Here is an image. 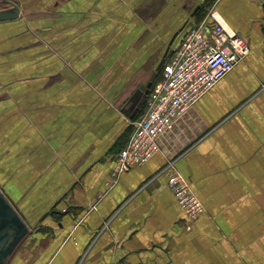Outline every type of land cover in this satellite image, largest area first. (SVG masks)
Here are the masks:
<instances>
[{
	"label": "crops",
	"instance_id": "1",
	"mask_svg": "<svg viewBox=\"0 0 264 264\" xmlns=\"http://www.w3.org/2000/svg\"><path fill=\"white\" fill-rule=\"evenodd\" d=\"M212 1L250 54L112 185L144 85L209 0H67L81 16L48 22L54 0H0V264H264V1Z\"/></svg>",
	"mask_w": 264,
	"mask_h": 264
},
{
	"label": "built area",
	"instance_id": "2",
	"mask_svg": "<svg viewBox=\"0 0 264 264\" xmlns=\"http://www.w3.org/2000/svg\"><path fill=\"white\" fill-rule=\"evenodd\" d=\"M250 51L247 41L215 12L189 26L181 42L170 50L160 78L149 91L146 112L116 156L112 185L122 174L145 165L160 153L162 140L178 121ZM162 173L185 216L191 221L202 216L205 207L191 183L177 171L175 161L168 162Z\"/></svg>",
	"mask_w": 264,
	"mask_h": 264
},
{
	"label": "rangeland",
	"instance_id": "3",
	"mask_svg": "<svg viewBox=\"0 0 264 264\" xmlns=\"http://www.w3.org/2000/svg\"><path fill=\"white\" fill-rule=\"evenodd\" d=\"M67 0H54V2H57V3H52V4H50V5H45V6H41V10H40V12H38L37 14H36V16H42V17H44L45 19H46V21L48 22L50 19H52V18H50L51 16H81V13H83L84 12V10L83 9H81V10H78V11H76V10H68V8L67 9H65L68 5L67 4H65V2H66ZM73 1H75V0H73ZM77 1V0H76ZM13 7H18L17 5H16V3H14L13 2V0H10V9L11 8H13ZM29 16H31L30 14H29ZM50 16V17H49ZM13 17V16H12ZM122 17V19H129V17L130 16H121ZM107 27H111V28H113V31H115L116 29H114V27H113V23H112V21H110V25L109 26H107ZM65 28V27H64ZM58 29H63V27H59ZM117 31V30H116ZM113 33V32H112ZM59 34V33H58ZM61 34V33H60ZM46 39V38H45ZM44 39V40H45ZM38 40V39H37ZM63 41H64V43H69L70 41L68 40V39H66L68 42H66V40H64V39H62ZM37 42H39V40L37 41ZM92 42V41H91ZM106 43V42H105ZM28 44H31V45H27L26 46V49L28 50L30 47H32L33 45H35L34 43L32 44V42H29ZM30 46V47H29ZM149 84V83H148ZM148 84H146V85H144V87L146 88L147 87V85ZM146 106H147V100H146ZM123 141H125V138L123 137Z\"/></svg>",
	"mask_w": 264,
	"mask_h": 264
},
{
	"label": "water",
	"instance_id": "4",
	"mask_svg": "<svg viewBox=\"0 0 264 264\" xmlns=\"http://www.w3.org/2000/svg\"><path fill=\"white\" fill-rule=\"evenodd\" d=\"M184 28H185V26L177 34L174 35V37L170 41V44H169V46H168V48H167V50H166V52H165V54H164L161 62L159 63L158 67L156 68V71L153 73V75H152V77L150 79L149 84L147 85L146 88L145 87L143 88V89L146 90L147 93H149L151 87L153 86V84L157 80L159 73L161 72L163 66L166 63V60H167V58L169 56V53H170V50H171V48H172V46L174 44V41L176 40L177 36L184 30Z\"/></svg>",
	"mask_w": 264,
	"mask_h": 264
},
{
	"label": "trees",
	"instance_id": "5",
	"mask_svg": "<svg viewBox=\"0 0 264 264\" xmlns=\"http://www.w3.org/2000/svg\"><path fill=\"white\" fill-rule=\"evenodd\" d=\"M212 0H209V2L208 3H206L205 4V6L203 7V9H202V12H203V16H198L199 18H198V21H201L204 17H205V14H206V9L210 6L209 4H211L212 2H211ZM160 78V76L157 78V80Z\"/></svg>",
	"mask_w": 264,
	"mask_h": 264
}]
</instances>
